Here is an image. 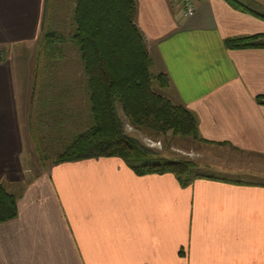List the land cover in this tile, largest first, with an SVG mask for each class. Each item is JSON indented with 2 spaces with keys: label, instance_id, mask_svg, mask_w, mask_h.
<instances>
[{
  "label": "crops",
  "instance_id": "1",
  "mask_svg": "<svg viewBox=\"0 0 264 264\" xmlns=\"http://www.w3.org/2000/svg\"><path fill=\"white\" fill-rule=\"evenodd\" d=\"M62 1L69 6L54 17L49 0H0V181L20 194L17 217L0 224V264H264V184L230 177L264 174L253 156L264 155V105L254 100L264 95V49L223 42L264 34V20L226 0H191L188 17L179 0H136L152 68L169 79L163 93L196 115L208 147L191 160L199 173L215 164L220 176L181 186L171 173L139 175L111 156L43 164L26 181L32 123L40 133L51 99L59 94L62 129L79 114L70 95L81 91L88 105L83 75L57 79L43 72L51 58L35 53L47 30L65 37L61 53L77 51L68 38L75 0Z\"/></svg>",
  "mask_w": 264,
  "mask_h": 264
},
{
  "label": "trees",
  "instance_id": "2",
  "mask_svg": "<svg viewBox=\"0 0 264 264\" xmlns=\"http://www.w3.org/2000/svg\"><path fill=\"white\" fill-rule=\"evenodd\" d=\"M226 1L234 9L264 20V14L245 3ZM136 12V0H75L68 38L77 48L85 75L92 123L75 134L53 162L115 156L139 175L171 173L181 186H187L194 179L205 177L197 171L196 164L186 157L173 160L157 156L124 132L116 111L118 104L131 126L153 137L170 132L202 140L196 115L152 89L153 80L164 90L169 79L161 72L151 71L153 61L135 24ZM64 38L57 31L42 32L43 55H62L59 44ZM223 42L228 49H264V34L229 37ZM6 59V48L0 46V63ZM254 100L264 105V95H256ZM19 196L0 181V224L17 217Z\"/></svg>",
  "mask_w": 264,
  "mask_h": 264
},
{
  "label": "rangeland",
  "instance_id": "3",
  "mask_svg": "<svg viewBox=\"0 0 264 264\" xmlns=\"http://www.w3.org/2000/svg\"><path fill=\"white\" fill-rule=\"evenodd\" d=\"M239 1L242 3H245L248 7H250L254 11L264 14V0H257V1L256 0H239ZM60 5H61V8L63 7L65 8L69 6V2L67 1L63 2L62 0H49V15L50 16L53 15L54 17L59 15ZM40 50L43 51V47H38L35 53H37L38 51L40 52ZM35 53H33V56L35 55ZM62 54L64 55L63 61L59 62V56H57V58L52 57L51 60L53 62L49 61L48 65L44 67L45 69L43 72L47 74H57V79H59V74L61 78L67 75H69L70 78H75L76 75L78 76L83 75V77H85L83 70L82 72L81 70H79L80 66L78 65V62H80V60H78V54H77L76 49L72 47L71 45H67V47L64 49V52H62ZM151 71L155 73L153 68H151ZM75 83H78V82H75ZM55 84H57V82H55ZM78 88H77V91L79 92L80 90ZM152 89L156 92L164 91L162 88H160L158 82L155 80H153L152 82ZM57 90L59 89L57 88ZM81 93L82 92L80 91L79 98L76 97L72 99L70 95V97H68L66 100L68 103L73 102V103L78 104V107H79L77 108L79 114L77 113L76 115H73L72 117L73 123H74L72 129L59 128V125L57 122L59 118L58 116H60L59 109H58L59 107H57L59 106V94L58 95L56 94L57 95L56 99H51V100H55L54 104L56 103L57 105L52 104L51 106L53 107L46 109L47 112L44 118L39 120L41 124L40 133L35 131L36 125L34 124V122L32 123L31 132H33V142L35 141V145L33 143V147H31L30 149V155L29 154L26 155L28 159H26V162L24 163V165H25V169L29 171V174H26V178H25L26 181L30 180V176L37 173V171L43 164L45 166H48L49 168L52 165H54L53 159L60 151H62L64 146L68 144V142L72 139L74 134L84 131L88 126L91 125L92 120H91V115H90L89 106H88L89 104L84 105L85 99H83L84 96ZM50 96L54 97V94L51 93ZM116 111L123 122L124 132L127 135H130L133 138H135L143 146L153 150L154 153L157 154V156L160 155L162 157L173 159V160H177L182 157L198 160L199 152L201 154L202 152L206 154L209 151L206 145H202L198 143V140L194 141L190 137H183L181 135H171L170 132H168L164 136L159 135V136L153 137L151 135H148L147 132L140 130V129H136L128 123V121L122 114L120 106L118 104H117ZM34 119L36 123V117L33 118V121ZM75 121L77 125H75ZM230 154H233L236 156L242 154V157L244 156L247 157L246 155H249V154H244V153L237 152V151L230 152ZM193 156L194 158H192ZM253 156L255 159H260L263 161V163L261 161V168L259 170H261L262 168L264 169V155L259 156V157L255 155ZM41 157H43V159H41ZM86 159H90V158H86ZM199 171L205 175L214 174V175L220 176V174H222V172L219 169H216L215 164H209L208 166H202V168H200ZM256 173H257V177H250V174H247V173L246 174L244 173L242 176L238 177V172L235 177H232V175H230V177L235 178V181H238V178H240L243 180V182H247V183L254 182V183L264 184V174H260L259 171L258 172L256 171ZM261 175H263V177ZM178 233L179 232H177V237H178ZM178 254L181 257L185 256L184 255L185 252L183 251L182 248H179Z\"/></svg>",
  "mask_w": 264,
  "mask_h": 264
},
{
  "label": "built area",
  "instance_id": "4",
  "mask_svg": "<svg viewBox=\"0 0 264 264\" xmlns=\"http://www.w3.org/2000/svg\"><path fill=\"white\" fill-rule=\"evenodd\" d=\"M183 6V14L188 17L194 12V6L191 0H179Z\"/></svg>",
  "mask_w": 264,
  "mask_h": 264
}]
</instances>
